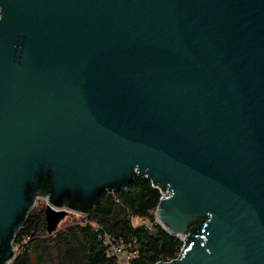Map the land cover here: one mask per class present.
I'll list each match as a JSON object with an SVG mask.
<instances>
[{
    "label": "water",
    "instance_id": "1",
    "mask_svg": "<svg viewBox=\"0 0 264 264\" xmlns=\"http://www.w3.org/2000/svg\"><path fill=\"white\" fill-rule=\"evenodd\" d=\"M135 174L183 245L207 216L154 264H264V0H0V264Z\"/></svg>",
    "mask_w": 264,
    "mask_h": 264
},
{
    "label": "trees",
    "instance_id": "2",
    "mask_svg": "<svg viewBox=\"0 0 264 264\" xmlns=\"http://www.w3.org/2000/svg\"><path fill=\"white\" fill-rule=\"evenodd\" d=\"M49 175V172L39 175L41 183L45 185L39 191L49 193ZM68 198L64 196L62 201L66 203ZM159 199L160 191L152 186L151 180L135 175L125 188L102 191L93 209L86 215V222L76 220L50 234L46 231L44 210L33 212L32 208L25 220L18 224L21 227L14 238L19 243L25 237L27 244L11 263L117 264V257L109 254L108 246L100 239L104 234L135 254L128 264L173 260L181 253V248L185 250L194 244V234L207 221V216L200 215L191 223L187 242L183 245L177 236L166 232L156 223L153 212ZM135 217L148 219L153 224L149 227L145 224L133 225L131 219ZM4 245L2 241L1 252Z\"/></svg>",
    "mask_w": 264,
    "mask_h": 264
},
{
    "label": "built area",
    "instance_id": "3",
    "mask_svg": "<svg viewBox=\"0 0 264 264\" xmlns=\"http://www.w3.org/2000/svg\"><path fill=\"white\" fill-rule=\"evenodd\" d=\"M135 175H138V174H135ZM138 176H140V175H138ZM143 177H146V176H143ZM146 178H148V177H146ZM148 179H149V178H148ZM152 186L158 188V190L160 191V199H159V201L161 200V198L166 197V196H168V195L170 194V191H169L168 189H166L165 191H161V189H160L158 186H154V185H152ZM39 197H41V196H39ZM44 198L47 200L46 197H44ZM36 199H37V198H36ZM156 209H157V207L155 208L153 214H154L155 221L158 223V220H157V218H156V214H155V213H156ZM80 215H82V221H83V222H86V215H87V214H80ZM145 225H146V224H145ZM146 226H148V225H146ZM20 227H21V225L18 227V229H19ZM148 227H149V226H148ZM18 229L15 231L14 236H13V239H12V246H13V250H14V257H15L19 252H21V251L25 248V245L27 244V238H25V237L22 238V239L20 240L19 243H16V242L14 241V238H15V236H16V234H17ZM100 239H102V240H103V243H104L106 246H108V248H109V252H110L109 254H110L111 256H116V257H117V264H122L121 261H120V258H119V253H121V252H122V249H125V247L122 246L121 243L112 240V239L110 238V236L107 235V234L101 235V236H100ZM15 247H16V248H15ZM16 249H17V250H16ZM125 250H126V249H125ZM178 255H179V254H178ZM178 255H177V257H175L174 259H177V258H178ZM14 257H13L10 261H8L7 263L11 262V261L14 259ZM134 257H135V254H134V255H131V254H130V256H129V260H132ZM174 259H173V260H174ZM169 261H172V260H169ZM7 263H6V264H7Z\"/></svg>",
    "mask_w": 264,
    "mask_h": 264
},
{
    "label": "rangeland",
    "instance_id": "4",
    "mask_svg": "<svg viewBox=\"0 0 264 264\" xmlns=\"http://www.w3.org/2000/svg\"><path fill=\"white\" fill-rule=\"evenodd\" d=\"M47 204V200L44 197H37L33 208V212H39L42 210H45ZM31 208V209H32ZM82 220V215H80V213H68L65 217H63L61 219V221L58 223V227L57 228H62L76 220ZM131 223L133 225H141V224H146L148 226H150L151 224H153V222H150V220L148 219H144V218H132L131 219ZM157 223V222H156ZM182 242H183V236H177ZM16 248V247H15ZM17 250V249H16ZM134 255L133 252H130L128 250L122 249V252L119 253V258L122 264H128L129 260V256ZM7 264H12L11 262L7 263Z\"/></svg>",
    "mask_w": 264,
    "mask_h": 264
}]
</instances>
